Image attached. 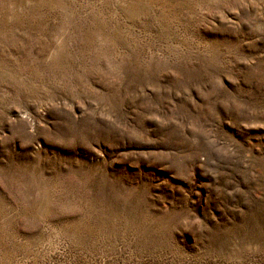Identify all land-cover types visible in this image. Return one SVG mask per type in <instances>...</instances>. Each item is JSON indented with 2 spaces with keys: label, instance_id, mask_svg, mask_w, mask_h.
Returning <instances> with one entry per match:
<instances>
[{
  "label": "rangeland",
  "instance_id": "374dc122",
  "mask_svg": "<svg viewBox=\"0 0 264 264\" xmlns=\"http://www.w3.org/2000/svg\"><path fill=\"white\" fill-rule=\"evenodd\" d=\"M0 264H264V0H0Z\"/></svg>",
  "mask_w": 264,
  "mask_h": 264
}]
</instances>
